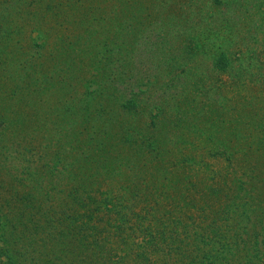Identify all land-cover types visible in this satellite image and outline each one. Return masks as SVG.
I'll use <instances>...</instances> for the list:
<instances>
[{
    "label": "rangeland",
    "instance_id": "rangeland-1",
    "mask_svg": "<svg viewBox=\"0 0 264 264\" xmlns=\"http://www.w3.org/2000/svg\"><path fill=\"white\" fill-rule=\"evenodd\" d=\"M252 112L261 125L244 148L260 152L264 0H0V230L28 231L46 211L26 210L30 195L49 201L24 179L27 164L48 191L61 181L51 195L71 188L70 170L101 175L94 191L132 185L130 239L99 210L89 264H264V184L248 210H216L219 193H206L230 165L208 150L223 133L242 136ZM149 139L158 154L143 149ZM100 145L113 179L86 159ZM254 162L264 179V156ZM147 196L160 206L143 210ZM24 246L30 264L63 247Z\"/></svg>",
    "mask_w": 264,
    "mask_h": 264
},
{
    "label": "trees",
    "instance_id": "trees-1",
    "mask_svg": "<svg viewBox=\"0 0 264 264\" xmlns=\"http://www.w3.org/2000/svg\"><path fill=\"white\" fill-rule=\"evenodd\" d=\"M19 4H21V2ZM27 6H29V4ZM218 63L228 65L227 58L224 54H221ZM244 114H241V116H243ZM255 115L252 112L248 120L256 124L253 125V123H249V125H251L252 127L246 126L242 130V136H240V133L234 134L232 132V135H230L229 137L227 135L225 136L223 133V138H219L218 140L215 139L214 145L216 147H212L211 150H208L209 153H212L211 155H209L210 157L221 155L218 158H224V160H226L228 164L230 163V165L228 166L225 165L226 169L224 168V173H221L223 175L222 178L219 177L216 179L217 181L218 179H221V181L222 179H224V183L221 182L219 184H224V186L222 187H229V189H227L226 192L221 191L222 187L216 189L217 181H214L215 185H211L212 188H210V190L207 189L206 192L207 194L214 193L215 190L219 193V196L215 199L217 200V207L215 208L216 210H240L239 208L248 210V208H252L254 206L255 200L257 196H259L257 194L258 191L262 190L264 179L263 177H260L258 175L260 171L254 168V161L258 156H261L263 158L264 150L261 149L262 154H260L261 151L259 152L257 148L249 146L244 148V143L247 142L244 138L247 137V134L245 133L251 132V130H256L255 128H259L258 124L261 125V120L257 119ZM251 133L256 134V132ZM233 135L237 137L236 141L231 138V136ZM256 136L258 135L256 134ZM131 139V136H128L126 140L134 144L133 142H131ZM259 139L261 140V146H264V134H261V137ZM151 141L152 140L149 139L146 143L144 142L145 146L143 147V149L151 148L152 151L158 154L157 148H154ZM248 143L249 142H247V144ZM236 147H238V149ZM92 151L93 152L90 155L91 157H87L86 159H92L91 166L94 165V163H97V165H99L100 167L108 168L109 171L107 172V174H104L107 179H113L121 173L119 170L111 167L112 164H109L108 160L104 159L107 153L106 148L103 145L93 148ZM192 162L197 163L196 159ZM231 162H235L234 166L236 168L232 166ZM201 165L204 164L201 163ZM51 170L52 169H49L48 171ZM39 171L40 169L37 166L34 167L33 165L30 166L25 164L22 173L25 174L23 176L24 179H31L36 182H34V188H37L36 192H40L41 195L43 192H45L44 196H48L49 201L45 200L43 203L40 202V200H38L36 196L30 195L26 210L46 211L40 214V217L42 216V219L41 221L38 220L39 224L36 223L35 226L28 231H19L17 227H14L11 233L9 235H6V230H0V241L4 244L2 247H0V264H30L25 259V253H27L28 250L27 248L25 249L24 245L34 247V245L42 243V245L48 246V241L49 247L50 244L63 246L60 247V250H58L57 248L54 253H51V255H49L50 260L48 264H89V256H84V251H88L91 244L90 239H92L93 241L96 240V238L100 237L99 234L101 233V229H98V226L94 225L93 223L95 213H99V210H107L111 217L116 216L115 220L121 221V223H119L117 226L119 227L120 232L127 234L126 231L129 230V227H127L126 225L131 221L130 211L134 210V206L132 204L133 193L131 191V184H123L124 181H122L123 183L119 181H110V188L121 186V188H119L121 190V193H118L116 192L117 190L113 189L110 192H99V190L94 191V188H96L98 184L96 179H99L101 175L97 176L95 173H91L90 177L88 176V179L92 181L88 182L86 180H82L77 176L74 178L73 173L70 170V173H68V171H66V173L67 175H72L70 177L74 179L72 181V184H69L71 188H69L68 190H61L59 195H54L53 193L51 195V191L54 187L61 186L62 189L64 186L62 187L61 181H57L56 179L51 178L48 191V189L44 187L46 186L44 177L43 175L39 174ZM255 171L257 172L255 173ZM17 178L18 176L13 173L10 176V179L12 181H17ZM260 179L262 183H260ZM166 183H168V181H166ZM243 183L245 184V186ZM1 187L3 186L1 185ZM204 189L205 188L201 186L200 190L204 191ZM82 192L83 195H81ZM217 192H215L214 195H216ZM65 194L67 195V199H71V202L76 204L77 207L73 208L72 206V208H66V206L68 204L70 206L71 203L64 200ZM97 194H99V196H96ZM253 194H255V196H253ZM54 196L57 197L54 198V202H51ZM142 199H144L145 205H143V210H145L148 204V199L151 200V198L147 196L146 198L143 197ZM58 200L60 201L57 202ZM36 201H38V203H35ZM151 201L157 203L159 202L156 198L155 200ZM158 206H160V202ZM158 206H156V208L153 210H157ZM150 210H152L151 207ZM128 226L130 225L128 224ZM128 238L130 239L129 234L124 236L125 243ZM39 240H42V242H38ZM17 242H19L20 244ZM94 249L95 251L97 250L96 248ZM172 251L169 255H174ZM2 256H4V259L1 258ZM111 256H108V259L105 258L106 264H110L109 259ZM31 264L43 263H41L40 260H37L36 263L31 262Z\"/></svg>",
    "mask_w": 264,
    "mask_h": 264
}]
</instances>
